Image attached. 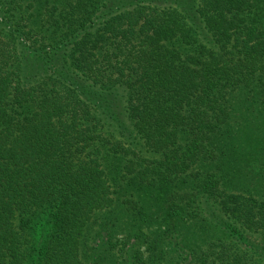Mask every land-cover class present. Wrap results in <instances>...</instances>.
Wrapping results in <instances>:
<instances>
[{"label":"trees","instance_id":"16d2710c","mask_svg":"<svg viewBox=\"0 0 264 264\" xmlns=\"http://www.w3.org/2000/svg\"><path fill=\"white\" fill-rule=\"evenodd\" d=\"M0 264H264V0H0Z\"/></svg>","mask_w":264,"mask_h":264}]
</instances>
